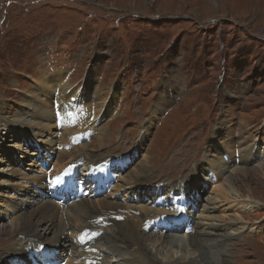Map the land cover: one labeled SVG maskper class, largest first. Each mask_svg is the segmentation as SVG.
<instances>
[{
  "label": "rangeland",
  "instance_id": "1",
  "mask_svg": "<svg viewBox=\"0 0 264 264\" xmlns=\"http://www.w3.org/2000/svg\"><path fill=\"white\" fill-rule=\"evenodd\" d=\"M63 81L71 91L62 96ZM78 128L75 144L69 132ZM78 156L79 168L88 173L92 163L100 178L73 177L68 202L56 203L48 184L63 189L67 176L55 177ZM133 180L144 184L136 190ZM70 191L80 194L72 201ZM23 194L19 212L32 211L40 194L59 208L45 243L66 225L95 221L73 216L70 204L84 198L92 216H110L108 264L138 257H113L119 238L132 246L145 223L188 214L200 230L211 224L212 234L192 240L211 264H264V0H0V255L23 248L8 229L13 219L36 221L5 215ZM190 229L162 234L189 252ZM165 245L145 246L158 264H175L184 251ZM24 246L9 264L47 263L49 250ZM97 248L78 254L99 259ZM55 251L52 264L65 263ZM189 256L177 262L200 264ZM72 259L82 261L73 253L66 264Z\"/></svg>",
  "mask_w": 264,
  "mask_h": 264
},
{
  "label": "bare ground",
  "instance_id": "2",
  "mask_svg": "<svg viewBox=\"0 0 264 264\" xmlns=\"http://www.w3.org/2000/svg\"><path fill=\"white\" fill-rule=\"evenodd\" d=\"M60 79V78H59ZM61 83V81H60ZM64 83V84H63ZM62 85H60L63 90H62V96L67 92L71 91L68 90V86H66L65 84H67L65 81H63ZM65 85V86H64ZM83 87V86H82ZM53 88V87H52ZM70 88V87H69ZM83 90V89H82ZM70 97V98H69ZM76 97L77 96H72L69 95L68 98L69 100L68 101H71L69 102L70 104L71 103H75L76 102ZM60 98L57 97V100H56V104H58V100ZM83 102V100H81ZM80 102V101H79ZM77 102V103H79ZM68 104V103H67ZM157 109V108H156ZM66 113V112H65ZM97 114V113H96ZM82 115V114H81ZM85 116L87 114H84ZM166 119V118H165ZM86 120L88 121V123H85ZM68 122V121H66ZM93 122H94V119L93 118H90V119H86L85 117V121L83 122V126H92L93 125ZM79 123V122H78ZM78 127V126H76ZM81 127V126H80ZM67 128V127H65ZM73 128V127H72ZM82 128V127H81ZM69 130V129H67ZM80 128L78 129H74V130H71L69 133H73L74 134V140H73V143H78V139L80 138L81 136V132H76V131H79ZM85 130V128H84ZM77 138V140L75 139ZM63 141V140H62ZM198 151V150H197ZM205 151V150H204ZM209 152V151H208ZM211 154V153H210ZM203 155V154H202ZM201 155V156H202ZM200 156V157H201ZM66 155L63 154V153H60L59 156H58V162L60 163H64L65 160H66ZM80 156L74 158L75 160V163L77 164H81L82 160L79 158ZM91 157V156H90ZM91 160V159H90ZM93 161V160H92ZM114 161V160H113ZM256 162V161H255ZM114 165V164H113ZM91 166L93 167L92 169H88V173H85V174H82V179L84 178V176L88 175V176H92L93 172H95L94 170H96V166L94 164L91 163ZM244 174V173H243ZM95 177L98 176V172H95ZM219 176V175H218ZM61 177V176H60ZM65 177V175H64ZM95 177H92V179H94ZM107 177V176H105ZM63 179L60 178V180ZM139 178H137L136 180H138ZM140 181L142 182H145L143 178L139 179ZM57 181V180H56ZM55 181V182H56ZM134 181V180H133ZM42 183V180H38V182L36 183V186L35 187H41V184ZM177 183V182H176ZM213 183V182H212ZM216 183V182H215ZM138 185H143L144 183L142 184H139L137 183ZM137 184L136 182L134 181L133 185H134V188H136L137 190ZM45 185V183H44ZM46 187V186H44ZM147 187V186H146ZM161 187V185H160ZM38 188H30L28 191L26 192H30L31 193V196H34L36 194V191H37ZM175 190H177V187L175 186L174 187ZM61 190V189H59ZM41 191V190H40ZM46 191V190H45ZM222 191V190H221ZM44 192V191H43ZM219 193V191H218ZM221 193V192H220ZM53 194V193H52ZM56 194V193H55ZM26 196V195H22L20 196L18 199H16V203L14 202V204L11 205H7L8 207V212L5 213L8 214L9 213V221L15 217H18L20 215H23V214H27L28 213H31L32 214V217L35 218L36 221L34 220H29V219H26V220H21L20 218H15L12 220V223L11 224L12 226H6V227H9L8 229L11 230L13 229L15 235L14 236H19L20 237V241L25 245V244H30V245H33L34 248H36L38 246L37 249H40L42 246L44 247V243L43 240L46 238V235L47 234H51L53 233V230H54V221L56 220V217H57V206H55V203H53L50 199L46 198L43 194L39 195L40 196V200L39 198H37L36 200H32V204L29 206V208H33L32 211L29 210L28 213H26L27 210H25V212H19L18 211V206L20 204V201L22 200V198ZM44 196V197H43ZM67 196H64L62 197V199H66ZM49 201L50 202V205H47L44 207L43 203H41L42 201ZM29 200L27 199V202ZM43 201V202H44ZM241 201V200H240ZM246 201V200H245ZM238 202V201H237ZM248 203V202H247ZM81 204V209H75L76 206H79ZM175 204H176V207H178V202L175 201ZM242 205V204H241ZM240 205V206H241ZM70 206H72V211L74 212L73 216L76 218V220L78 221L79 219H82V218H89L90 221L89 222H92V220L94 219L95 221H93V223H89L87 224V222H82L81 225L79 226H76V225H70V226H65L66 228L64 230L61 231V233H57L54 235V240L49 242V243H45L48 247H51V248H54L55 250L57 249H60L62 250L60 252L59 255H61V257H64L65 259L67 258H71V255L74 253L75 254V257L77 259H80V261L82 260H87V261H90L89 264H102V263H106V260L103 258L104 256H106L107 254L108 255H111V253H106L104 252V248H105V244H104V238H103V235L105 234V232L110 228V226H112V221H111V218H109L110 216H106L104 214H101V215H98V216H92L91 215V211H90V208L93 206L91 203H89V201L84 198L82 200H80L79 202L77 203H74V204H70ZM69 206V207H70ZM243 206V205H242ZM248 206V205H247ZM252 206V205H251ZM60 207V206H59ZM94 207V206H93ZM71 208V207H70ZM98 208V207H97ZM101 209V208H100ZM109 212H115V208L114 207H111V210L108 208ZM16 214V215H15ZM15 215V216H13ZM139 215V214H138ZM151 216V215H150ZM153 216V215H152ZM143 217V216H142ZM147 217V216H146ZM156 217V216H155ZM237 217V216H236ZM166 219V218H165ZM16 220V221H15ZM164 219H161L159 221L158 220H150L151 222L150 223H145L143 226H142V231H143V234L136 240V242L132 245V246H129L127 245L128 243H126V239L124 238H119V240L123 241L121 247H119V249H114L113 250V257L115 258H118L119 259V255H121V253H124L126 250L129 251L132 255L134 254H138V257L135 259V260H132L130 264H158L159 262L157 261V259H155V257L151 256V250L148 248L150 245L151 246H154V243L156 244V242H159V245H162L163 243H166L165 247H167L168 245L170 246V248H179L178 251H184L180 257H176L175 258V264H180L179 262H177L178 259L180 260H183L186 258V255L189 254V255H192V256H189V259L188 260H194L196 261V257L198 258L199 260V263L200 264H211V257L209 256V252L206 251L204 248H200L198 249V247L193 244L192 240L196 238V236H198L199 234H212L209 226H211V224H207V228L205 230H200L198 228V226H193L194 224V218H192L189 214L188 215H185L184 217L182 216L181 220L178 221V222H174L172 219L170 222L168 223H163ZM236 220H240V218L237 217ZM15 221V222H13ZM80 221V220H79ZM85 221V220H84ZM141 222V221H140ZM139 222V223H140ZM128 224V223H127ZM156 225L159 226V228L161 227V229H156L157 230V233L156 235L154 234L153 236L151 235H148L147 234V231L145 230L146 228H148V231H152L151 229H155ZM90 226V227H88ZM127 226V225H126ZM171 226V229H169ZM216 226V225H215ZM168 227V228H167ZM186 227H191L190 229V232L188 234V246L190 247L189 248V252H186L185 251V246L180 244L178 245L177 244V240L173 238V235H170V239L167 240L165 242V235H163L162 233L164 232L163 229L166 230V232L164 233H168V232H177L179 231L181 228L182 230L185 229ZM236 227V226H234ZM241 227V226H240ZM244 227V226H242ZM241 227V228H242ZM87 228V229H86ZM145 228V229H144ZM222 228V227H221ZM140 229V228H139ZM189 229V228H188ZM211 229H214V228H211ZM254 229V228H253ZM252 229V230H253ZM82 231L83 233H87V237H86V241L85 242H81L80 238H79V235L78 233ZM213 231V230H212ZM4 232V231H3ZM7 232V231H6ZM64 232V233H63ZM110 232V231H109ZM113 232V231H112ZM72 233L74 234V236L72 235ZM111 233V232H110ZM62 234V235H61ZM112 234V233H111ZM127 235V232H123V236H126ZM68 238H65L67 237ZM109 236V235H108ZM127 237V236H126ZM156 238L155 242H150L151 240H153V238ZM116 238V237H115ZM169 238V237H168ZM197 240V239H196ZM61 241V242H60ZM116 241V240H115ZM120 241V242H121ZM208 241V240H207ZM219 241V240H218ZM92 242H95L97 243L98 245V251H99V255H100V258L99 259H95L93 257L92 254H86L85 253H82V254H78V249L80 248H86L88 247V244L89 243H92ZM109 242V241H108ZM149 242V243H147ZM196 242V241H195ZM143 243H146L148 245L145 246ZM22 244L23 248H20V250H15L14 252H11V253H8V254H5V255H0V261L3 263V264H9L12 263V258H15V256H18L19 258H21V256H23V251L24 249H27L28 247L25 248V246ZM104 244V245H103ZM118 244V243H117ZM104 246V247H103ZM108 246V245H106ZM116 246V245H115ZM117 247V246H116ZM205 247V246H204ZM213 247V246H212ZM164 248V247H163ZM47 250H49L48 248H46ZM110 249V247L108 248ZM28 250V249H27ZM109 251V250H108ZM109 252H112L109 251ZM176 252V250H175ZM49 253V252H48ZM71 254V255H70ZM176 254V253H175ZM167 256V255H166ZM174 256V255H173ZM11 258L9 260H5L6 258ZM82 257H84L82 259ZM17 258V257H16ZM60 258V257H58ZM150 258H153V260H151ZM172 260L168 263V264H173L174 262V257H171ZM121 259V258H120ZM120 259L118 261H120ZM54 260H56L54 258ZM74 259L71 260V262H74L73 261ZM58 263V262H56ZM122 263V262H121ZM79 264V263H77ZM124 264H127V263H124ZM129 264V263H128ZM197 264V263H196Z\"/></svg>",
  "mask_w": 264,
  "mask_h": 264
},
{
  "label": "snow or ice",
  "instance_id": "3",
  "mask_svg": "<svg viewBox=\"0 0 264 264\" xmlns=\"http://www.w3.org/2000/svg\"><path fill=\"white\" fill-rule=\"evenodd\" d=\"M86 237H87V233L82 234L80 237L81 242H84Z\"/></svg>",
  "mask_w": 264,
  "mask_h": 264
}]
</instances>
